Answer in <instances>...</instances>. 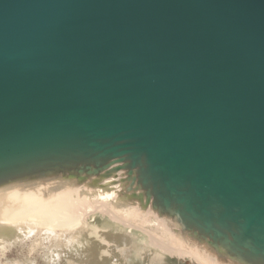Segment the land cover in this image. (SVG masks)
Returning a JSON list of instances; mask_svg holds the SVG:
<instances>
[{"label":"water","instance_id":"1","mask_svg":"<svg viewBox=\"0 0 264 264\" xmlns=\"http://www.w3.org/2000/svg\"><path fill=\"white\" fill-rule=\"evenodd\" d=\"M60 189L264 264V0H0V195Z\"/></svg>","mask_w":264,"mask_h":264},{"label":"bare ground","instance_id":"2","mask_svg":"<svg viewBox=\"0 0 264 264\" xmlns=\"http://www.w3.org/2000/svg\"><path fill=\"white\" fill-rule=\"evenodd\" d=\"M19 193L0 195V232L15 233L25 239L38 234L70 230L71 235L66 237L65 244L73 248L76 243L79 244L80 234L88 231L89 218L98 216L131 233L135 242L169 257H193L200 264H219L180 234L173 233L172 226L163 220L160 223L166 232L157 233L132 217L117 212L108 204L91 201L78 191L60 189L44 193Z\"/></svg>","mask_w":264,"mask_h":264},{"label":"rangeland","instance_id":"3","mask_svg":"<svg viewBox=\"0 0 264 264\" xmlns=\"http://www.w3.org/2000/svg\"><path fill=\"white\" fill-rule=\"evenodd\" d=\"M87 230L80 234L79 244L76 243L73 248H67L65 244L66 237L71 235L70 230L32 236V239H45L54 244L49 242L39 251L26 249L19 255L20 260L22 264H200L193 257H169L154 248L144 247L140 242H135L131 233L122 230L118 224L99 219L98 216L89 218ZM25 240L23 239V243L27 242ZM58 244L66 248L57 249L58 255H55L52 247ZM47 245L51 247V251ZM11 254L10 258L17 260L14 257L16 251ZM51 256L54 260L48 261Z\"/></svg>","mask_w":264,"mask_h":264}]
</instances>
